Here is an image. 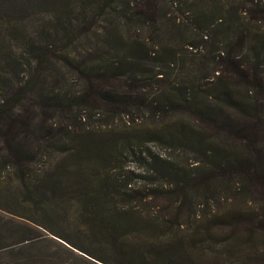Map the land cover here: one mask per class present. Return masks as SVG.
Listing matches in <instances>:
<instances>
[{"label":"rangeland","instance_id":"obj_1","mask_svg":"<svg viewBox=\"0 0 264 264\" xmlns=\"http://www.w3.org/2000/svg\"><path fill=\"white\" fill-rule=\"evenodd\" d=\"M172 1L174 5L168 9V16L175 20V24H189L194 10V0ZM219 1L222 2L221 5L225 11L224 17H228V11L237 13L236 26L240 28V33L234 36L224 33L225 38L220 34V39H218L220 45L213 47L210 43H202L199 38H194L193 31L191 34L188 33L187 40L184 41L185 45H175L171 49L179 53L178 61L170 63L169 66L161 65L160 57L156 63L157 67L153 68V72L163 74L157 78L163 77V79H149L146 83L134 81L126 83L124 80V83L122 81L114 83L117 91L121 93L125 91L123 94L127 99L125 104L115 107L117 109H113L105 101L92 94L88 95V91L83 90L84 82L77 77L71 66L66 67L67 86L64 87L63 92L67 90L71 98L75 96L74 101L72 100L73 105L84 110L72 112L67 115L68 117L53 112L47 113L51 116L50 119H47L48 115H43L39 111L35 118L36 122L45 127L46 121L47 128L49 130L54 128V132L59 136L60 140L56 142H64L67 149L70 148L71 142H80L82 138L79 136L86 137L89 142H104L107 145L104 161L92 160L95 159L93 151L92 157L91 154L85 156L92 161H81L79 164L71 159L67 152H60L64 149L52 151L41 141L32 140L30 153L35 161L31 167L33 176L36 178L31 180L33 184H40L45 180L54 182L56 189L53 193L45 196L41 193L40 197L29 200L25 196L27 190L19 183L16 167L9 165L5 168L2 162L5 157L0 151V264H155L152 260L155 251L149 250L148 244L142 242L138 236L131 234V243L126 244H131L133 247L142 246V255L147 262L130 261L124 249L119 252L120 247L117 244L104 238L105 235H100L101 232L95 221L97 220V206L89 200L90 194H94L93 191L103 181L105 185L108 182L105 189H107L106 195L110 203L116 201L122 206H137L143 212L160 213L161 227H164L161 229V234L167 233L170 232L167 226L169 223L162 218L178 212L174 208L178 206L182 194L173 184L175 177H171L172 170L177 168L180 171L186 170L196 174L201 169H211L210 162L204 155L184 147L178 128L185 126L187 130L194 129L198 133L207 132L206 137L209 142H213V146L218 145L220 149H226L229 154L236 149H241L240 141L244 140V136L250 130L242 124L245 131L243 133L241 121H244V116L241 117L238 113H234L233 107L227 108L222 113L227 115V121L231 125L236 124L239 127H232L229 130L223 128L222 131L216 129L202 131V125L197 117L193 116L174 94L167 101L163 98L166 96L164 95L165 90L173 92L176 85L184 87L188 80H194L207 90L211 104V101L216 99L212 88L216 86L218 78L229 74L228 69L232 66L228 64V61L217 57V51L212 48H223L221 42H225L229 37L236 43V46L233 45L228 49L231 57L236 59L240 55L249 54V49L239 44L243 34L242 21L239 20L245 16L244 14L249 17L248 12L245 13V11L254 8L251 2L257 4V9L264 11V0ZM91 2L99 4V0H0V53L6 59L11 57V50L19 56L20 52L24 51L21 40L23 36L33 37V35L45 32L50 34L54 31L53 24L58 20L66 24L71 23L73 28L79 25V28L83 30L92 29L101 32L103 28H112L115 21L114 18L112 21L110 16L104 19L99 17L102 21L98 24L91 21L93 16H99V10L94 9L93 11L89 6ZM164 6L165 0H122L117 8L123 12L121 16H124V19H119V21L125 24L124 30L132 39L139 35L150 40V36L155 34L156 29L155 36L157 34L161 36V17L157 19L154 15L161 14ZM182 11H186L185 14ZM147 16H154L156 27ZM137 17L145 18V21L141 20L139 24L135 22ZM257 19L253 20L255 22L251 24V31L259 30L264 33L263 12L258 13ZM246 22L247 19L244 23ZM14 27H18L20 32L17 33ZM167 29H172V26L167 25ZM221 30L222 28H219L216 31ZM156 42L161 54V37ZM186 44H196L199 48H192ZM67 48L73 58L77 57L76 51L78 50L77 60L79 62L87 61L89 64L91 62L90 67L97 65L98 61H91L92 57H90L95 48L92 41L88 42L83 38ZM16 71L18 70L15 68L7 67L5 62H0V87L9 84L4 83L3 78L16 81ZM143 84L148 85V88L139 93L137 87ZM95 85L93 84L91 88L95 89ZM219 86L216 87L220 88ZM77 93L80 99L77 98ZM0 94L2 95L1 90ZM243 95L244 93H241L237 97ZM262 116L263 127L261 128L264 129V112ZM250 132L252 134L254 130ZM248 139L251 141L250 135ZM160 160L167 162L165 166L164 163L159 164ZM167 166L171 169L166 168ZM80 167L85 176H88L87 183L82 180L81 176H78L77 170ZM111 182H116L121 190L123 195L120 198L112 200L114 196L109 187ZM212 186L213 195L206 197L209 200L208 206L210 205L213 210L224 214L233 207L241 206L240 203L243 201L239 202L236 198L238 195L236 189L239 186L236 178L228 179V181L218 178ZM239 187L242 188L241 185ZM202 194L203 192H199L197 196H203ZM81 197L84 198L83 201ZM245 199L249 200V195H245ZM199 200L205 202L203 198ZM262 204V200L253 201L254 206L259 207ZM192 211H196L200 218L206 211V206L199 205L197 209L189 210L186 208L181 211V214L178 213L182 224L181 229L185 230L181 232L173 227V231L179 236L186 237L194 234L193 230L199 227V223L193 219ZM101 220L103 221L102 218ZM217 232H220V229L212 231L217 238L212 239L208 236V241L204 246L211 249L207 252L197 248L189 250L192 255L194 254L193 259L197 264H217L213 262L215 256L227 261L229 258L232 261V258L240 257L250 264L248 259L251 258L252 253L240 251L235 256L234 254L229 255L226 252L228 245L222 241L224 236L218 235ZM213 240L216 241L213 242ZM161 247L163 244H160L157 250ZM257 250L255 253L261 255L262 258L264 244H258Z\"/></svg>","mask_w":264,"mask_h":264},{"label":"trees","instance_id":"obj_2","mask_svg":"<svg viewBox=\"0 0 264 264\" xmlns=\"http://www.w3.org/2000/svg\"><path fill=\"white\" fill-rule=\"evenodd\" d=\"M121 2L122 0H99L98 5L95 2L89 4L93 11L94 9L99 10V16H93L91 21L98 24L102 21L99 20V17L104 19L110 16L112 21L114 18V26L110 29L103 28L101 32L92 29L83 30L79 28V25L73 28L71 23L66 24L64 21L58 20L53 24L54 31L50 34L45 32L33 35V37L23 36L24 38L21 40L24 51H21L19 56L14 54L13 50H11V57L7 59L0 53V62H5L7 67L18 70L16 71V81H8L3 78L4 83L9 84L0 87L2 92V95L0 94V151L5 157L2 162L5 168H8L9 165L16 167L19 183L27 190L25 196L29 200L40 197L41 193L44 196L53 193L56 189L54 182L45 180L40 184H33L31 180L36 178L33 176L31 167L35 161L30 153L32 140L41 141L52 151L64 149L60 152H67V155L79 164L81 161L87 162L96 159L103 162L106 154L107 145L104 142H89L84 136H79L82 138L80 142H71L70 148L67 149L64 142H56L60 140L59 136L54 132V128H50V130L47 128L46 121L45 127L36 122L35 118L39 111L46 116L47 113L52 112L67 116L72 112L84 110L73 105L75 96L71 98L67 90L65 93L63 92L64 87L67 86L65 73L67 66H71L77 77L84 82L83 90L86 89L88 95L92 94L105 101L113 109H117L115 107L125 104L127 99L123 94L125 91L123 93L117 91L114 83L123 82V80L126 83L128 81L146 83L149 79H163V77L157 78L163 74L153 72V68L157 67L156 63L160 57L161 65L169 66L170 63L178 61L179 53L171 49L175 45H185L184 41L187 40L188 33L191 34L193 31L194 38H199L202 43H210L212 47L220 45L218 39L221 35L225 38L224 33L229 36L240 33V28L236 26L237 13L228 11V17H224L225 11L219 0H194L193 14L187 25L175 24V20L168 16V9L173 7L174 1L165 0L161 14L154 15L157 19L161 17V36L158 34L155 36L156 29L154 30L155 34L150 36V40L139 35L132 39L124 30L125 24H121L119 21V19H124V16H121L123 12L117 8ZM251 3L254 8L245 11V13L248 12L249 17L244 14L245 16L239 20L242 21L243 28L239 44L240 46L245 45L249 49V54L240 55L236 59L231 57L228 49L233 45L236 46V43L229 37L225 42H221L223 48H212L217 51V57L228 61L230 66L232 65L231 69H228L229 74L218 78L216 86L220 85V88L215 85L212 88V91H215V101H211L210 104L207 90L194 80H188L184 87L176 85L175 87L178 88H175L173 92L165 90L164 95L166 96L162 95L167 101L174 94L177 100L179 99L181 104L185 105L190 110L189 112L197 117L202 125V131L208 129L222 131L223 128L229 130L232 127H239L236 124H232V126L227 121V115L222 113L227 108L233 107L234 113H238L241 117L244 116L241 125L243 124L247 130H254L252 134L248 131L244 140L241 139V149H236L229 154L226 149H220L218 145L217 147L213 146V142H209L206 137L207 132L198 133L194 129L187 130L185 126L178 128L179 137L182 139L184 147L204 155L209 160L211 169H201L196 174L186 170L180 171L177 168L172 170L174 173L171 172V177H175L173 184L182 194L178 206L174 208L178 212L162 218L169 223L167 226L170 232L167 233L161 234V229L164 227H161L160 213L143 212L137 206H122L116 201L110 203L106 195L107 189H105L108 182L105 185V181H103L99 185L100 188L94 190V194H90L89 200L97 206V212L95 211L97 220L95 221L101 232L100 235H105L104 238L117 244L121 248L118 249L119 252L124 249L132 262L147 261L142 255V246L133 247L131 244H126L127 242L131 243V234L138 236L142 242L148 244L149 250L155 251L152 257L155 264H197L193 259L194 254L192 255L189 250L197 248L207 252L208 249H211L204 246L208 241V236L212 239L217 238L215 233L212 234V231L220 229V232L217 233L224 236L222 241L228 245L226 252L229 255L234 254L235 256L240 251H247L252 253L251 258L248 259L250 264L253 262L264 264V256L261 258V255L255 253L258 251V244H264V129L261 128L263 127L262 115L264 112V33L259 30L251 31V24L255 22L253 20H258V13L263 12L264 14V11L257 9V4ZM138 6L142 7L140 4ZM184 12L186 11H182V13ZM154 16L147 17L155 25ZM245 19H247L246 23H244ZM141 20L145 21V18H135V22L139 24H141ZM169 24L172 26L170 30L167 29ZM219 28L222 30L217 32L216 30ZM14 30L17 33L20 32L18 27H14ZM159 37H161V54L156 42ZM210 37L211 39H209ZM83 38L94 43V52L90 54V57H92L91 61H98L97 65L90 67L91 62L90 64L87 61L79 62L77 60L78 50L76 49L78 54L76 58L71 57L72 53L67 50V47L75 45ZM186 46L199 48V45L196 44H186ZM240 59L242 60L238 62ZM93 84H96L95 89L91 88ZM147 88L146 84L137 87L139 93L144 92ZM79 93L76 95L78 99H80ZM241 93L244 95L238 98L237 95H241ZM50 117L48 115L47 119ZM243 125L242 131L245 133ZM249 135L251 141L248 139ZM63 144L64 146L61 148ZM93 151L95 159L89 160V157H85L90 154L92 157ZM161 163H164L165 166L167 162L160 160L159 164ZM166 168L171 169L170 166ZM79 169L77 170L78 176H81L82 180L87 183L88 176L82 172V167ZM218 178L227 181L236 178L239 186H242L241 189L239 186L236 189V193H238L236 198L239 199V202L243 201L240 203L241 206L233 207V209L225 211L224 214H220L210 205L208 206L209 200L206 197L212 194L213 182ZM117 186L116 182H111L109 186L111 194L114 196L112 200L123 195ZM199 192H203V196H197ZM245 195H249V200L245 199ZM81 198L83 201L84 198ZM202 198L205 199V202L199 200ZM256 200L258 202L262 200L263 204L259 207L254 206L253 201ZM199 205L206 206V211L200 218L196 211H192L193 219L199 223V227L193 230L194 234L186 237L179 236L173 231L174 228L181 232L185 230L181 229L182 224L178 213L181 214V211L186 208L188 210L197 209ZM161 237L162 239H160ZM120 238L122 240L118 241ZM210 242L212 243V241ZM160 244H163V247L157 250ZM213 262L217 264H248L240 257H234L232 261L229 258L227 261L215 256Z\"/></svg>","mask_w":264,"mask_h":264}]
</instances>
